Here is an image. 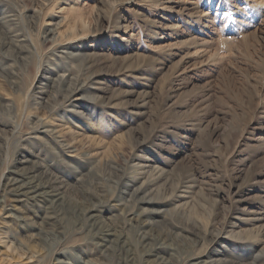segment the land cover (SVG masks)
<instances>
[{"label":"rangeland","instance_id":"rangeland-1","mask_svg":"<svg viewBox=\"0 0 264 264\" xmlns=\"http://www.w3.org/2000/svg\"><path fill=\"white\" fill-rule=\"evenodd\" d=\"M8 32L27 50L0 47V264H123L72 203L54 219L4 192L25 165L91 195L87 215L130 249L138 227L166 237L153 264H264V0H0ZM66 70L88 86L76 112L47 80ZM129 186L150 202L126 206ZM13 205L21 227L4 223Z\"/></svg>","mask_w":264,"mask_h":264},{"label":"bare ground","instance_id":"bare-ground-1","mask_svg":"<svg viewBox=\"0 0 264 264\" xmlns=\"http://www.w3.org/2000/svg\"><path fill=\"white\" fill-rule=\"evenodd\" d=\"M10 34V37L7 40H0V47L6 49L10 56H15L16 53L27 50V47L22 44V39H16L18 36L15 34ZM49 33L54 34V29L50 28ZM51 34V35H52ZM55 34L53 35V37ZM3 53V52H2ZM58 56L62 58H70L71 55H75L72 51H59ZM21 55V54H18ZM17 58V56H16ZM48 82H51L53 87L57 88V96L62 99L64 102H68L71 99H75L80 102L75 106L72 102H69L70 111H78L76 107L86 106L85 100L90 98V95H79L81 90H84L87 83H78L74 79L73 75L69 72L63 71L62 74L58 73L56 77L49 76L47 77ZM43 90V89H42ZM46 101V100H44ZM47 102V101H46ZM37 128V127H36ZM43 128V129H42ZM20 129V126H16V130ZM38 132H44L46 135H55L54 137L59 138V143L69 149L70 152H74L72 145L66 142L64 139L57 134V131H54L52 128L37 129ZM36 130V131H37ZM42 130V131H41ZM57 134V135H56ZM32 139L37 138V136L31 137ZM73 154V153H71ZM73 156V155H72ZM143 160L144 156H140ZM25 160L20 162H27L28 160L24 157ZM137 173H140L147 166L144 162L135 163ZM14 175L8 177L9 186L4 189V192L9 195L14 201L17 202L20 206H27L30 203L31 199L45 202L48 206V211L54 219H63L66 216L69 218V213L67 209V204L72 203L76 207V211L71 215V221L73 223L79 224L82 229L89 231V234L94 237H98L101 240L100 247L101 253L110 254L113 258L118 260L123 264H153V260H150L151 257H156L159 259V253L161 250L167 248L164 236L154 235L150 236L147 233L143 234L139 230L137 231V246L129 248L130 244L126 243L125 236L112 225L105 223L104 221H99L97 219H92V215H87L89 211L91 213L97 204L95 202L89 203L91 198L87 192H81L77 195H67L63 192V188L60 185L58 177L54 174V169L50 166H43L42 169L37 170L35 167L29 168L27 165L22 166L21 168L13 171ZM129 186L127 191H129L124 204L130 206L131 204L139 205L141 203H148L150 199L146 195H141L143 192L138 189H131ZM4 195L2 198H5ZM1 201H4L2 199ZM16 205H13L11 209H7L4 213V223L8 224L10 227L15 225H20L25 222V216L21 215V212L16 208ZM89 216V217H88ZM91 218L94 221H90ZM107 254V253H106ZM34 257H38L40 254L34 252ZM147 257L145 261V257ZM106 259H104L105 262ZM56 264H75L70 261H57ZM193 264H197L193 262Z\"/></svg>","mask_w":264,"mask_h":264}]
</instances>
